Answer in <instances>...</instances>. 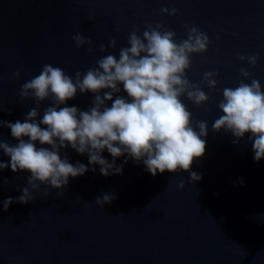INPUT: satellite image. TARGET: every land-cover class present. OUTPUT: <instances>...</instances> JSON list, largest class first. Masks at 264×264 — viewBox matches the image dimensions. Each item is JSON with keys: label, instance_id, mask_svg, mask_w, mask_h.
Segmentation results:
<instances>
[{"label": "water", "instance_id": "1", "mask_svg": "<svg viewBox=\"0 0 264 264\" xmlns=\"http://www.w3.org/2000/svg\"><path fill=\"white\" fill-rule=\"evenodd\" d=\"M164 8L177 9V15L162 14ZM149 24L174 31L177 43L187 38L185 25L198 27L211 41L206 53L191 57L187 76L200 83L203 73L218 71L217 89L203 86L211 100L199 109L182 98L194 124L208 121L205 155L191 166L202 179L193 184L182 171L153 177L127 156L115 161L123 165L122 175L104 177L99 165L93 173L87 155L69 146L61 158L67 155L89 171L70 178L63 195L41 185L34 203L0 210V264H264V159L254 161L250 134L234 144L230 133L212 131L222 115L216 107L222 90L244 79L242 68L264 89V0H0V120L24 121L35 101H21L19 92L45 64L74 79L104 55L118 58L129 33L142 34ZM77 32L92 40L91 52L87 44L75 46ZM112 39L116 48L100 52ZM238 54H259L257 66L242 63ZM16 71L20 77L13 80ZM93 99L78 93L67 106L87 110ZM50 105L51 100L41 104L37 122ZM0 140L18 143L7 127L0 128ZM102 155L112 162L107 150ZM0 159L10 163L2 152ZM29 175L3 170L0 201L16 200ZM45 191L51 193L46 199ZM104 193L116 198L102 208L95 200Z\"/></svg>", "mask_w": 264, "mask_h": 264}, {"label": "clouds", "instance_id": "2", "mask_svg": "<svg viewBox=\"0 0 264 264\" xmlns=\"http://www.w3.org/2000/svg\"><path fill=\"white\" fill-rule=\"evenodd\" d=\"M161 13L176 16L177 9L164 8ZM185 27L187 38L177 43L176 33L163 24L146 25L142 34L139 29L129 33L128 46L119 50L118 58L112 53L104 55L95 67L84 73L76 72L74 79L62 68L45 64L38 75L26 81L19 96L21 101L34 100L35 107L29 109L23 122L0 120V128L10 129L11 136L18 141L10 145L0 140V152L10 158V163L0 159V173L10 167L14 174L30 175L22 194L16 200L9 197L0 201V210L7 211L14 202L34 203L33 193L39 192L41 185L63 195L70 178L84 176L89 171L87 166L83 163L74 166L67 155L61 158V150L69 146L77 154L87 155L93 173L99 165L104 177L122 175L123 165L115 161L127 156L136 163L142 162L153 177L158 172L182 171L190 174L193 184L199 182L202 177L192 172L191 166L205 155L208 121L198 120L194 124L183 99L198 109L208 104L211 97L203 86L216 90L219 72L203 73L200 83L189 80L191 57L206 53L211 41L198 27ZM72 39L77 48L87 44L88 51H92V40L82 33L77 32ZM116 43L112 39L108 46L101 45L99 51L115 49ZM237 59L255 68L259 54H238ZM241 76L244 79L236 87L223 88L222 99L216 104L222 115L213 121L212 131L230 133L234 144L250 134L254 161L258 163L264 159V89L248 70L242 68ZM19 77L20 71H16L11 78ZM249 79L250 84L244 82ZM121 91L127 98L120 95ZM78 93H91L94 97L87 110L67 106ZM48 100L51 105L37 122L41 104ZM3 110L0 105V112ZM37 142L41 147L37 148ZM105 150L113 158L111 163L102 155ZM239 184L243 186L242 179ZM184 186L182 181L178 184L181 189ZM50 194L43 193L45 199ZM115 198L104 193L95 202L104 208Z\"/></svg>", "mask_w": 264, "mask_h": 264}]
</instances>
